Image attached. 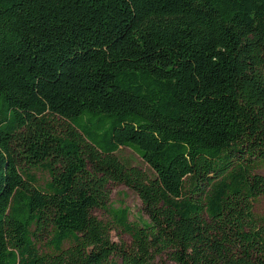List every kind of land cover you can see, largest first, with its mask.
<instances>
[{"label": "trees", "instance_id": "obj_1", "mask_svg": "<svg viewBox=\"0 0 264 264\" xmlns=\"http://www.w3.org/2000/svg\"><path fill=\"white\" fill-rule=\"evenodd\" d=\"M263 165L264 0H0V264H264Z\"/></svg>", "mask_w": 264, "mask_h": 264}, {"label": "rangeland", "instance_id": "obj_2", "mask_svg": "<svg viewBox=\"0 0 264 264\" xmlns=\"http://www.w3.org/2000/svg\"><path fill=\"white\" fill-rule=\"evenodd\" d=\"M115 155L122 163H125L130 166L138 167L143 171H145L146 173H149V169L147 165L131 149L122 147L115 153ZM256 173L260 175H264V165L260 167L256 171ZM36 178L39 180V185H42L43 182L47 179V174L43 172H38L36 173ZM109 203L115 209L127 208L129 210L128 221L130 223L137 222L140 219L142 220L146 219V217L142 213L141 202L137 197V195L122 185H115L110 187ZM253 207L255 214L264 217V196L257 198L253 204ZM94 215L104 223L110 222V218L106 214V212L99 210L96 211ZM110 238L114 243L119 245L130 244V238L128 234L124 233L118 227H112V230L110 232ZM156 263L172 264L171 262H167L165 258L159 259Z\"/></svg>", "mask_w": 264, "mask_h": 264}]
</instances>
